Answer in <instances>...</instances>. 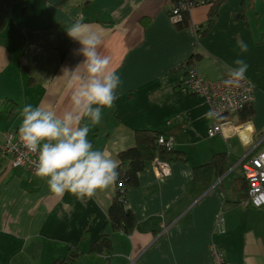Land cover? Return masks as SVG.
<instances>
[{"label": "crops", "instance_id": "crops-1", "mask_svg": "<svg viewBox=\"0 0 264 264\" xmlns=\"http://www.w3.org/2000/svg\"><path fill=\"white\" fill-rule=\"evenodd\" d=\"M24 5L0 0V144L7 131L18 132L24 106L51 107L57 114L70 108L65 70L74 71L84 57L74 54L76 41L64 58L58 47L66 27L82 19L101 32L98 52L110 57L121 81L100 122H81L89 125L93 149L106 151L118 164L120 151L134 145L136 130L151 129L173 137L186 158L172 162L165 177L152 162L139 174L138 185L128 189L127 207L137 223L127 234L111 229L115 182L92 198L67 192L58 198L46 180L14 167L0 150V264H52L72 248L81 251L73 264H213L212 243L229 263L264 264V206L246 203L238 189L244 177L240 159L264 150V0H225L203 37L170 21V0H25ZM209 9L194 8L192 23L205 24ZM193 53L200 55L193 69L209 79L226 76L237 58L248 64L255 116L245 124L225 119L237 130L226 127L229 137L208 136L214 121L210 107L178 69ZM76 71L83 73V66ZM218 153H227V170L208 185L196 180L195 167ZM106 235L112 251L93 252L91 245Z\"/></svg>", "mask_w": 264, "mask_h": 264}, {"label": "clouds", "instance_id": "clouds-1", "mask_svg": "<svg viewBox=\"0 0 264 264\" xmlns=\"http://www.w3.org/2000/svg\"><path fill=\"white\" fill-rule=\"evenodd\" d=\"M66 33L80 45L74 54L84 57L76 68L83 66V73L65 70L70 74L71 106L62 114L51 107L24 106L18 138L26 149L25 155L36 154L34 175L46 180L51 194L59 198L67 192L77 199H85L116 181L118 164L106 151L93 149L88 140L89 125L81 122L85 118L92 124L100 122L102 109L113 106L121 81L110 68V57L98 52L102 40L100 31L77 19L66 27ZM239 46L241 53L247 51L243 42ZM233 63L235 67L228 69V78L224 81L227 87H238L248 69L241 58Z\"/></svg>", "mask_w": 264, "mask_h": 264}, {"label": "trees", "instance_id": "trees-1", "mask_svg": "<svg viewBox=\"0 0 264 264\" xmlns=\"http://www.w3.org/2000/svg\"><path fill=\"white\" fill-rule=\"evenodd\" d=\"M19 4L24 5L25 0H16ZM223 2H215L210 6L207 22L205 24H198L197 34L200 37L205 36L214 26ZM26 8V6L24 5ZM146 19H141L143 26H146ZM54 25V24H53ZM179 28H187L193 25L190 13L183 12L181 22L176 23ZM55 26V25H54ZM60 28L65 29L64 26ZM71 40L67 33L64 36L61 44L58 47L62 58L66 55ZM200 59L199 54L193 53L183 64L179 66V70H184V74L188 76L191 69L194 68L196 62ZM9 101V100H8ZM11 112L15 110L16 102ZM10 112V113H11ZM255 116V108L253 102L245 105L242 109L227 113L220 117V120L233 119L237 124H245L252 120ZM14 131V130H13ZM165 135L163 131L151 129H138L135 132V143L133 146L120 151L118 157L117 179L115 181L116 191L109 208V217L112 231H123L130 234L137 223L135 214L132 209L127 207L128 204V189L137 186L139 183V174L144 170L146 165L152 162L155 158L167 162H174L178 160L184 161L186 158L185 151L178 149L175 145L168 146L165 143L159 142V137ZM5 140V135H4ZM4 140L2 142H4ZM227 153L215 154L213 159L201 166L195 167L194 178L200 180L208 185L215 176H221L228 168ZM238 189L242 198L248 196V183L243 177L238 180ZM93 252L103 253L112 251L111 237L106 235L91 245ZM81 255L78 248H72L69 254L64 258L56 259L52 264H73Z\"/></svg>", "mask_w": 264, "mask_h": 264}, {"label": "built area", "instance_id": "built-area-1", "mask_svg": "<svg viewBox=\"0 0 264 264\" xmlns=\"http://www.w3.org/2000/svg\"><path fill=\"white\" fill-rule=\"evenodd\" d=\"M171 9L169 18L174 24L181 22L183 12L191 13L198 6H212L218 0H170ZM192 31L197 33L198 24L191 26ZM186 80V85L196 94L206 100L210 107V112L214 121L209 124L207 134L209 137L224 135L229 137L230 133H226L225 126L229 121L220 120V117L227 113H234L242 109L245 105L254 101L255 85L245 76L238 87H227L224 81L228 75L219 79H209L204 77L199 71L192 69ZM229 132L234 133V129ZM160 143L168 146L174 145L173 137L161 135ZM0 150L12 159L14 167H23L29 173L34 174L36 154L28 153L25 155L26 149L19 143L17 131H7L5 140L0 144ZM243 174L248 183V196L246 203L254 207L264 206V150L257 153H248L240 159ZM152 164L156 173L160 177H165L171 172V163L155 158ZM211 253L213 264H232L225 259L224 251L215 243L211 245Z\"/></svg>", "mask_w": 264, "mask_h": 264}, {"label": "rangeland", "instance_id": "rangeland-1", "mask_svg": "<svg viewBox=\"0 0 264 264\" xmlns=\"http://www.w3.org/2000/svg\"><path fill=\"white\" fill-rule=\"evenodd\" d=\"M219 1L224 2L225 0H218L217 2H219ZM204 77H205V76H204ZM226 127H231L232 130L234 129V132H237L236 127L233 126V125L230 124V123H228V124L225 126V128H226ZM256 208H259V207H256ZM212 244H213V243H212ZM210 248H211V246H210Z\"/></svg>", "mask_w": 264, "mask_h": 264}]
</instances>
